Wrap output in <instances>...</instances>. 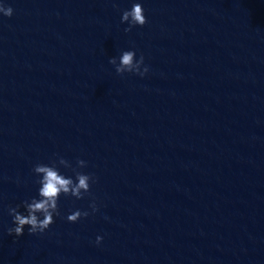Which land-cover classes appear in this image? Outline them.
Masks as SVG:
<instances>
[{
  "label": "water",
  "instance_id": "water-1",
  "mask_svg": "<svg viewBox=\"0 0 264 264\" xmlns=\"http://www.w3.org/2000/svg\"><path fill=\"white\" fill-rule=\"evenodd\" d=\"M0 4V264H264V0ZM124 51L143 78L115 73ZM59 158L96 183L8 235Z\"/></svg>",
  "mask_w": 264,
  "mask_h": 264
},
{
  "label": "clouds",
  "instance_id": "clouds-1",
  "mask_svg": "<svg viewBox=\"0 0 264 264\" xmlns=\"http://www.w3.org/2000/svg\"><path fill=\"white\" fill-rule=\"evenodd\" d=\"M0 14L5 18H11L13 9L0 4ZM120 23H127L128 27L124 29L125 33L132 30L133 27H143L147 20L144 15V9L140 3H134L130 10L123 11ZM108 63L114 66L115 73L118 76L125 74L137 75L143 78L149 71L144 65V57L135 59L134 51H124L117 62L116 58L109 59ZM143 66V67H142ZM86 162L76 161V168H72L68 161L59 158L50 165L36 164L32 172L39 177L36 183L39 185L38 197L30 201H24L22 205L8 208V215L12 217V223L15 225L8 229V235L20 237L23 235L25 226L28 227L29 235L43 234L54 222L53 217L59 216L58 200L61 195L72 197L76 200L83 199L89 193L90 185L96 183V178L89 174H84L78 169L85 168ZM71 169L73 177H65L60 173L59 168ZM23 207L26 214L19 212ZM91 214L98 211L95 201L89 204ZM90 215L88 211L76 210L66 217L68 223H76L78 220L87 218ZM42 217V219H41ZM102 237L97 236L95 244L99 245Z\"/></svg>",
  "mask_w": 264,
  "mask_h": 264
}]
</instances>
